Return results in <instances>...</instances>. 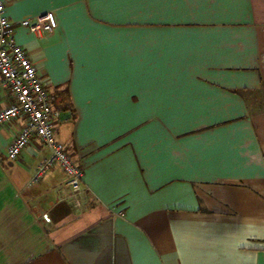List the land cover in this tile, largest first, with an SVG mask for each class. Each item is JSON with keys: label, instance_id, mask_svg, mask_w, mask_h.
Returning a JSON list of instances; mask_svg holds the SVG:
<instances>
[{"label": "crops", "instance_id": "obj_1", "mask_svg": "<svg viewBox=\"0 0 264 264\" xmlns=\"http://www.w3.org/2000/svg\"><path fill=\"white\" fill-rule=\"evenodd\" d=\"M0 1L86 186L1 124L0 264H264V0Z\"/></svg>", "mask_w": 264, "mask_h": 264}, {"label": "built area", "instance_id": "obj_2", "mask_svg": "<svg viewBox=\"0 0 264 264\" xmlns=\"http://www.w3.org/2000/svg\"><path fill=\"white\" fill-rule=\"evenodd\" d=\"M23 22L40 37L52 30L54 16L51 11H47L26 18ZM2 89L10 93L12 100L0 109V125L13 119H22L19 132L7 147L8 158H17L24 146L38 137L49 154L37 165L32 181L38 180L58 164L66 175L65 184L70 190L71 206L75 212H80L86 192L84 170L73 161L63 142L55 136L54 127L59 110L54 105V96L44 86L24 48L16 43L13 23L0 1V91ZM43 218L49 221L47 215L44 214Z\"/></svg>", "mask_w": 264, "mask_h": 264}, {"label": "rangeland", "instance_id": "obj_3", "mask_svg": "<svg viewBox=\"0 0 264 264\" xmlns=\"http://www.w3.org/2000/svg\"><path fill=\"white\" fill-rule=\"evenodd\" d=\"M260 64L262 66V72H263V83H264V42H263V46H262V54L260 56Z\"/></svg>", "mask_w": 264, "mask_h": 264}]
</instances>
